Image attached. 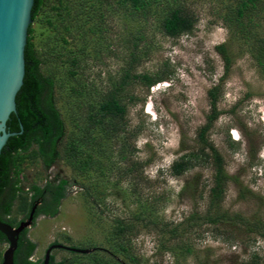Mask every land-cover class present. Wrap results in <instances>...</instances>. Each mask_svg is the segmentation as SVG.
<instances>
[{
	"label": "rangeland",
	"instance_id": "rangeland-1",
	"mask_svg": "<svg viewBox=\"0 0 264 264\" xmlns=\"http://www.w3.org/2000/svg\"><path fill=\"white\" fill-rule=\"evenodd\" d=\"M75 1L83 3V0ZM182 1L197 17L196 27L190 33L170 37L160 28V17H150L149 21L130 20L115 5L108 10L110 37H91L88 52H78L81 79L88 84L87 92L78 97L63 84L56 95L66 117L68 135L83 132L85 121L79 115L86 111V106L81 108L78 104L100 97L120 81L131 59L126 38L132 33L144 31L147 37V52L137 72L163 73L168 78L154 87L148 88L138 81L128 88L127 130L114 140L101 139L105 147L102 158L107 166L106 175L95 172L84 181L63 159L47 168L37 145L25 153L19 166L21 186L25 190L34 184L45 186L51 180H68L66 196L59 204L57 215L41 214L29 227L28 237L36 243L34 259L44 257L55 241L86 247L90 252L98 246L100 255L107 259V254L102 253L112 252L117 246L118 239L113 232L120 218L135 227L131 245L126 244L140 261L131 264H244L254 254L264 263L261 236L264 232V72L251 52L254 41L248 40L240 28L238 33L233 31L224 19L226 6L234 0ZM77 9L58 17V11L45 8L41 19L33 24L34 42L44 61L42 70L57 73L66 83L73 79L65 73V65L52 63L46 53L55 43L52 37L56 33L58 37L62 35L63 19L66 23L80 24L76 21ZM256 23L261 32L258 37L262 39L264 7ZM78 35L76 32L74 39L68 38L72 41L68 48L78 50L87 44ZM114 39L116 44H112ZM221 43L227 45L232 58L228 71L217 50ZM62 44L57 39L56 47ZM218 84L221 95L217 106L223 113L214 121L208 141L223 155L230 180L224 200L219 206H213L212 162L197 165L180 177L171 175L168 169L181 155L201 149L198 129L207 123L212 110L208 91ZM232 132L241 141L234 140ZM99 134L96 133L100 140ZM126 148L128 158L122 155V149ZM134 161L146 162V165L142 169L139 166L141 170L130 175L123 174L124 168ZM94 186L99 192L97 195L90 192L89 187ZM19 205V200L13 205L17 220L27 214L20 211ZM209 210L211 215L222 217L219 222L214 224L206 219ZM191 216L195 218L188 221ZM174 225H179L180 237H170L166 231ZM7 247V242H0V264ZM187 247L193 251L186 252ZM53 254L57 260L74 257L63 248L54 249Z\"/></svg>",
	"mask_w": 264,
	"mask_h": 264
},
{
	"label": "trees",
	"instance_id": "trees-1",
	"mask_svg": "<svg viewBox=\"0 0 264 264\" xmlns=\"http://www.w3.org/2000/svg\"><path fill=\"white\" fill-rule=\"evenodd\" d=\"M83 0L82 4H78L75 0H35L33 7V24L41 19L45 8H51L58 11L57 16L62 17L71 14L73 8H78L75 13L78 14L80 24L73 25L70 22L62 21V35L58 37L57 33L52 37L56 43L57 39L63 44L57 48L55 43L46 53L50 61L57 66L65 65V73H69L73 81L67 83L60 80L57 73H45L42 70L43 59L37 44L34 42L33 24L29 27L28 43L26 46V74L24 84L17 94V112L12 113L8 121V130L18 132L9 138L7 144L3 148L0 155V219L12 225H18L21 221L17 220L14 215L13 205L16 200L20 201V211H26L28 218L33 207L37 202H42L36 207L34 212V223L39 215L55 216L59 211V204L66 196L68 180L61 179L48 181L45 186L34 184L29 190H25L21 186L20 175L22 169L19 168L20 162L25 159V153L29 152L34 145H37L38 152L44 160L47 168L54 165L58 159H63L69 164L75 173L85 181L91 174L97 172L100 175H106L107 166L102 158L104 150V142L101 139H116L119 135L127 130L128 107L127 91L128 88L140 81L148 88L168 78L163 73H138L137 68L141 64L142 56H145V39L146 32H135L131 37L126 38L127 47L130 48V60L123 69V74L118 83L110 86L100 97H94L87 103L78 104L79 107L86 106L83 110V132L68 135L66 127V117L57 104L58 88H62L63 84L70 87L71 93L78 97L87 92L88 84L81 79V60L79 53L88 52V40L96 36L107 35L109 31L108 18L110 7L117 5V8L124 12L130 20L148 19L153 16L160 17V28L170 37H179L183 34L192 32L197 24V17L194 12L182 0ZM109 6V7H108ZM158 7L159 10L157 9ZM264 7V0H234L226 6L223 14L225 21L229 27H233V31L239 32L241 29L243 35L248 40L254 41L253 50L251 51L256 62L264 72V36L259 38L256 21ZM45 13V12H44ZM67 13V14H66ZM107 13V15H106ZM66 19V18H65ZM60 25V24H59ZM107 26V27H106ZM58 27V26H57ZM260 27V26H259ZM56 29V28H55ZM238 29V30H237ZM107 30V31H106ZM56 32V31H55ZM78 33L79 39L87 44L78 50L68 48L70 41L68 38H75L74 34ZM107 33V34H106ZM113 38V37H112ZM115 40V39H114ZM111 40L112 44H116V40ZM92 42V40H91ZM100 45L94 44L95 46ZM120 45V44H117ZM59 46V45H58ZM115 46V45H114ZM56 47V48H55ZM92 49L94 48L93 46ZM89 47V48H90ZM217 50L223 56L228 71L232 58L228 47L225 43L217 46ZM100 53V49H99ZM59 63V64H58ZM57 74V75H56ZM171 76V75H169ZM226 74L221 77L224 80ZM59 78V79H58ZM59 81H62L60 83ZM60 83V84H59ZM212 110L207 116V123L198 129V141L202 143V147L198 152L185 153L181 155L169 167L171 175L175 177L183 176L187 171L212 162L215 176L213 186L210 189V196L213 199V206H219L224 200L226 186L230 180V175L226 171V162L223 155L217 149L213 142L208 141V134L212 128L214 121L223 113L218 109V100L221 95L220 85H215L208 91ZM130 100L134 97L131 96ZM84 104V105H83ZM84 108V109H85ZM96 133H100L101 138ZM67 136V137H66ZM66 138V139H65ZM65 139V140H64ZM61 145L63 147H61ZM127 147V146H126ZM128 148V147H127ZM122 149V155L128 158V153ZM131 153V150H129ZM127 153V154H126ZM146 162L134 161L133 164L124 168L123 174L130 175L132 172L145 166ZM139 169V170H141ZM87 182L85 183V186ZM91 189V194L97 195L95 186ZM31 190V191H30ZM31 196L28 197L29 192ZM211 209V207H210ZM206 219L214 224L219 222L221 216H213L210 210ZM140 219V215H136ZM194 216L189 217L194 219ZM130 221L118 219L115 224L114 236L118 239V244L113 251L107 250L102 254H107V259L100 255V249L96 246V251L89 253L77 252L69 250L74 257L64 258L57 261L53 254L50 258L51 264H131L139 263L137 255L133 254L131 246V234L135 231V227ZM262 228V226H258ZM264 230V228H262ZM28 229L24 230L19 240V247L15 253V262L17 264H39L30 260V256L34 253L36 243L27 238ZM170 237H180L179 225L171 226L166 230ZM264 238V232L261 233ZM127 236V237H126ZM126 237V240H125ZM171 239V238H170ZM126 241V242H125ZM0 242H8L7 237L0 231ZM55 243L63 244L58 241ZM116 245V244H115ZM131 245V244H130ZM70 248H80L78 245H68ZM82 249H86L82 248ZM123 250V251H122ZM186 252H192V248L187 247ZM109 251V252H108ZM121 256L118 257V255ZM125 252V253H124ZM4 254V253H3ZM2 261H3V255ZM129 259V261L127 259ZM87 260V261H86ZM244 264H264L258 254H254Z\"/></svg>",
	"mask_w": 264,
	"mask_h": 264
},
{
	"label": "water",
	"instance_id": "water-1",
	"mask_svg": "<svg viewBox=\"0 0 264 264\" xmlns=\"http://www.w3.org/2000/svg\"><path fill=\"white\" fill-rule=\"evenodd\" d=\"M35 0H0V155L9 138L18 132L8 130L12 113L17 112V94L24 84L26 74V46L29 27L33 23ZM33 207L29 217L14 226L0 219V231L8 239L2 264H16L15 253L19 246L20 234L34 221ZM59 247H65L60 244ZM48 251L44 264H50ZM66 248H70L66 246ZM88 253L91 249L70 248Z\"/></svg>",
	"mask_w": 264,
	"mask_h": 264
},
{
	"label": "flooded vegetation",
	"instance_id": "flooded-vegetation-1",
	"mask_svg": "<svg viewBox=\"0 0 264 264\" xmlns=\"http://www.w3.org/2000/svg\"><path fill=\"white\" fill-rule=\"evenodd\" d=\"M40 203H42V202H37V207H38V205L40 204ZM24 232V231H23ZM22 232V233H23ZM21 233V234H22ZM21 234H20V237H21ZM28 236V235H27ZM28 238V237H27ZM19 240H20V238H19ZM56 242V241H55ZM55 242H53L49 247H48V249L46 250V253H45V255H44V257H42V258H40V259H34V261L35 262H39V264H44V262H45V260H46V257H47V254H48V250L53 246L54 248H53V250H51V252H50V258H51V256L53 255V251H54V249H58V248H63V249H66V250H71L70 248H66V246L65 247H59V245L60 244H58V243H55ZM63 245V244H62ZM19 247V246H18ZM32 256V255H31ZM56 260H57V258H56ZM57 261H62V259H60V260H57ZM16 263V262H15ZM17 264V263H16ZM51 264V263H50Z\"/></svg>",
	"mask_w": 264,
	"mask_h": 264
},
{
	"label": "clouds",
	"instance_id": "clouds-1",
	"mask_svg": "<svg viewBox=\"0 0 264 264\" xmlns=\"http://www.w3.org/2000/svg\"><path fill=\"white\" fill-rule=\"evenodd\" d=\"M33 24V23H32ZM162 82V81H161ZM160 83V82H159ZM156 85V84H155ZM154 85V86H155ZM154 86H152V87H154ZM232 134H233V138H234V140H236V141H241V138H239L238 136H236L233 132H232ZM53 166V165H52ZM37 204V203H36ZM35 204V205H36ZM37 207V206H36ZM39 217V216H38ZM37 217V218H38ZM27 218H24V219H21L20 221L22 222V221H24V220H26ZM35 219V218H34ZM37 220V219H36ZM20 222V223H21ZM33 223H34V221H33ZM33 223L30 225V226H28L26 229H28L29 230V227H31L32 225H33ZM19 225V224H18ZM18 225H14V226H18ZM25 229V230H26ZM28 235V234H27ZM28 237V236H27ZM20 238V237H19ZM28 239L29 240H31L32 241V239H30L29 237H28ZM8 243V242H7ZM65 246H68V245H65ZM53 247V246H52ZM69 247V246H68ZM82 249V248H81ZM87 249V248H86ZM89 249V248H88ZM35 250H36V248H35ZM53 250V249H52ZM49 251V250H48ZM34 253H35V251H34ZM34 253L32 254V256H30V260H32V261H34ZM51 255V254H50ZM3 262V261H2ZM2 264V263H1Z\"/></svg>",
	"mask_w": 264,
	"mask_h": 264
}]
</instances>
